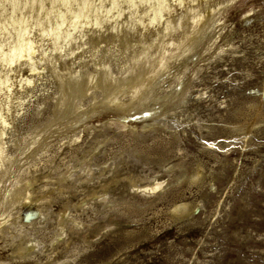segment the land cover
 Listing matches in <instances>:
<instances>
[{
    "label": "rangeland",
    "instance_id": "obj_1",
    "mask_svg": "<svg viewBox=\"0 0 264 264\" xmlns=\"http://www.w3.org/2000/svg\"><path fill=\"white\" fill-rule=\"evenodd\" d=\"M38 1L0 0V39L10 22L54 25L63 5ZM138 12L122 37L46 61L31 32L34 71L0 68V264H264V0ZM156 39L167 55L139 69ZM103 67L150 75L136 93L108 80L64 101L60 84Z\"/></svg>",
    "mask_w": 264,
    "mask_h": 264
},
{
    "label": "bare ground",
    "instance_id": "obj_2",
    "mask_svg": "<svg viewBox=\"0 0 264 264\" xmlns=\"http://www.w3.org/2000/svg\"><path fill=\"white\" fill-rule=\"evenodd\" d=\"M59 1L63 8L54 16V25H52L49 15L45 16L46 22L36 19L32 21L18 20V22L9 23L8 29L4 32V37L0 39V68L11 67L13 64H27L29 71H34L35 67L32 61L36 54V48L35 42L32 40V34L30 35L31 32L37 35V38L43 44L45 49L42 50L40 56L46 61L50 60L58 49L69 48L77 40L87 36H95L100 32L110 31L116 36L122 37L121 31L132 27L134 17L137 16L138 11L143 6H147L148 9L152 7L154 13H159L165 3V0H154L156 2L154 7L150 4L151 0H125L124 7L121 8L119 7L120 0H96L95 4L92 3V0H82L76 5L75 0ZM104 3H107V5H104ZM38 4V8L42 10L40 0ZM123 14H127L128 22L121 21ZM177 28H180V25ZM171 29V24L167 22L163 26L162 33L166 34ZM185 35H189V33ZM4 43L7 46L6 51L2 47ZM153 45L154 49L150 52V47ZM150 47L139 54L136 61L139 69L145 64L149 56L154 57L153 63H161L167 55L166 44L161 39L154 40ZM187 48V46L184 48L185 52ZM131 71H134V67ZM149 75L150 68L145 67L140 75H134L129 79H115L110 77L105 67H103L95 76L89 75L66 84H60V93L66 102V99H71L74 93L81 92L90 85H104L108 80L111 84L107 88V92L116 93L121 87H128L132 93H136L149 79ZM6 83V78L0 77V86ZM14 196L20 197L19 193H15Z\"/></svg>",
    "mask_w": 264,
    "mask_h": 264
}]
</instances>
